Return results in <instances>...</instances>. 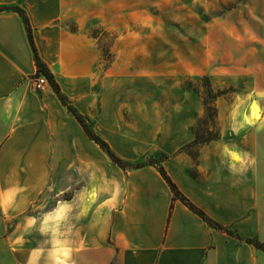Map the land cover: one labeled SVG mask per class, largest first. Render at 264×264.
Returning <instances> with one entry per match:
<instances>
[{"label": "rangeland", "instance_id": "1", "mask_svg": "<svg viewBox=\"0 0 264 264\" xmlns=\"http://www.w3.org/2000/svg\"><path fill=\"white\" fill-rule=\"evenodd\" d=\"M58 8V24L71 37L57 45L53 61L63 94L127 165L114 164L68 113L64 122L77 129L80 154L94 159L79 162L73 175L88 177L96 194L102 182L97 162L113 175L187 154L193 160L188 172L202 192L213 194L205 200L210 209L215 196L226 205L236 188L249 189L243 227L250 233L242 235L264 242V0H61ZM38 33L45 41L46 30ZM51 52L55 46L42 49L44 56ZM37 75L24 77L32 90ZM8 108L0 100V264H25L24 242L34 239L39 251L52 239L55 203L82 184H73L69 168L57 184L53 152L29 151L36 128L23 126ZM204 145L211 146L200 163ZM20 161L32 185L43 184L36 196L32 185L14 184ZM18 198L24 208L16 220L45 230L12 232L16 220L8 208ZM223 225L236 231L235 222ZM250 246L254 264H264V251Z\"/></svg>", "mask_w": 264, "mask_h": 264}, {"label": "crops", "instance_id": "2", "mask_svg": "<svg viewBox=\"0 0 264 264\" xmlns=\"http://www.w3.org/2000/svg\"><path fill=\"white\" fill-rule=\"evenodd\" d=\"M60 4L61 0H0V6L18 5L24 9L39 56L61 88L60 72L53 67V61L58 53L57 45L71 37L58 24ZM40 29L46 30L45 41L38 33ZM46 45L55 46L56 54L51 52L44 56L42 49ZM34 72L36 66L22 18L16 12L0 10V100L9 105L11 117L22 119L23 126L32 125L37 129L29 133V151L53 152L57 184L67 180L63 176L67 168L73 184H82L70 198L55 203L54 237L39 244V251L34 248L37 247L34 239L24 242V249L28 246L25 264L34 263V257H38L35 264H254V250H250V244L225 237L223 232L209 226L180 200L174 199L170 187L153 164L110 175L103 164L97 162L98 171L101 170L98 181L102 182L96 194L90 193L93 189L90 179L84 176L81 179L73 173L79 162L92 163L93 156L80 154L78 131L66 126L64 117L69 112L48 82L40 93L28 86L24 77ZM10 105H13L12 112ZM18 126L16 122L13 127ZM209 146L202 147L200 163L207 157L205 151ZM172 158L162 160L161 165L180 192L212 219L222 224L235 222L240 235H249L243 227L244 221H249V216L243 217L244 209L249 208V193L246 192L249 189L236 188L238 194L234 192V195L241 197L240 204L234 203L232 194L233 199L225 202L226 205L215 196L214 208L210 209L205 200L208 194L210 198L213 194L202 192L199 180L188 172L193 160L187 154ZM90 167L91 170L95 168ZM17 168L20 175L14 182L17 189H21L20 185H32L31 172L25 162L20 161ZM30 189L36 196L43 184L32 185ZM19 202L18 198L16 206L8 208V215L15 220L24 208L19 207ZM225 206L228 210L224 212ZM14 222L12 232L34 234L47 228L40 223ZM245 251H251L250 256H245Z\"/></svg>", "mask_w": 264, "mask_h": 264}, {"label": "trees", "instance_id": "3", "mask_svg": "<svg viewBox=\"0 0 264 264\" xmlns=\"http://www.w3.org/2000/svg\"><path fill=\"white\" fill-rule=\"evenodd\" d=\"M4 9L18 13L20 15V17L22 18V21L24 23V27L26 30L28 43L30 45V48H31V51L33 54V59H34L35 66H36V73H38V74L41 73L46 77L49 86L51 87L53 92L56 94V96L60 100L61 104L66 108L67 112H69L74 117V119L79 123V125L83 129L86 136L90 140H93L99 146V148H101L103 151H105V153L109 156V158L111 159V161L114 164L118 165L121 168H125L127 165L122 161V159L120 157H118L112 153V150L109 147L108 143L105 140H102L98 135H96L93 132V130L90 128L89 124L82 117V115L79 114L76 111V109L70 103H68L67 99L65 98V95L63 94V92L59 86V84L55 80L53 73L51 72V70L48 68V66L44 63V61L39 56V53H38V50H37V47L35 45L34 38H33L32 26L30 24L29 18L27 16L26 12L24 11V9L18 5L0 6V10H4ZM194 142H198V139L196 138L194 140ZM143 164H152V163H140V164H135L132 167H139ZM155 166L157 167L162 178L166 181V183L170 187V189L173 193L174 199L180 200L186 207H188L190 210H192L194 213H196L199 217H201L209 226H211L217 230H220V231H222V232H224L230 236H233L234 238H236L239 241H244L248 244H251L256 249H260V250L264 251V242L259 241L258 239L253 238V237H243L242 235H240L235 230H232V229L226 227L225 225L219 223L218 221L212 219L203 209L198 207L188 197H186L184 194H182L180 192V190L178 189L176 184L171 180L170 176L167 174L166 170L164 169V167L161 164L160 165L155 164Z\"/></svg>", "mask_w": 264, "mask_h": 264}, {"label": "built area", "instance_id": "4", "mask_svg": "<svg viewBox=\"0 0 264 264\" xmlns=\"http://www.w3.org/2000/svg\"><path fill=\"white\" fill-rule=\"evenodd\" d=\"M31 85L33 89L43 90L47 85V79L43 74H38L36 77L31 79Z\"/></svg>", "mask_w": 264, "mask_h": 264}]
</instances>
